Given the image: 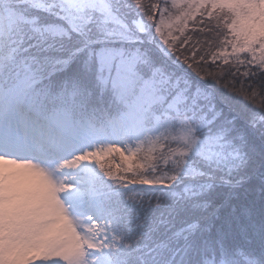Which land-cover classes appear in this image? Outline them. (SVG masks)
<instances>
[{
    "label": "snow or ice",
    "instance_id": "snow-or-ice-1",
    "mask_svg": "<svg viewBox=\"0 0 264 264\" xmlns=\"http://www.w3.org/2000/svg\"><path fill=\"white\" fill-rule=\"evenodd\" d=\"M0 264H264V0H0Z\"/></svg>",
    "mask_w": 264,
    "mask_h": 264
},
{
    "label": "trees",
    "instance_id": "trees-1",
    "mask_svg": "<svg viewBox=\"0 0 264 264\" xmlns=\"http://www.w3.org/2000/svg\"><path fill=\"white\" fill-rule=\"evenodd\" d=\"M199 21H200V17H199V15H197V16L194 18V20H190V21H189V28L191 29V28H193V27H199V26H200ZM207 23H208V21L205 20V24H207ZM116 162H119V156H118V154H117V156H116Z\"/></svg>",
    "mask_w": 264,
    "mask_h": 264
}]
</instances>
